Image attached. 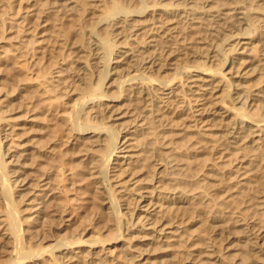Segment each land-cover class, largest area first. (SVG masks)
I'll return each mask as SVG.
<instances>
[{
  "label": "bare ground",
  "instance_id": "1",
  "mask_svg": "<svg viewBox=\"0 0 264 264\" xmlns=\"http://www.w3.org/2000/svg\"><path fill=\"white\" fill-rule=\"evenodd\" d=\"M55 1L45 14L76 16L85 33L83 45L91 48L99 63V77L83 92L74 93L67 121L85 141L79 157L87 160L103 196L116 234L112 240L129 241L125 248L134 254H126L127 261L166 264L162 258L166 243L173 259L189 253L186 264H264V258L255 261L243 250L231 248L235 237L222 239L221 253L214 243L220 239L216 228L221 224H205L207 246L198 251L188 244L193 240L190 228L181 229L178 223L187 213L189 224L211 212L223 224L233 217V223L245 230L243 244L253 255L264 257V224L254 221L264 216V0ZM81 52L82 48L76 49L77 58ZM81 64L78 68L85 70L86 63ZM108 88L114 95L103 92ZM125 91L133 104H140L138 113L120 110ZM10 98L1 95L0 113L11 105ZM120 121L127 126L114 128ZM119 131L125 133L122 143ZM8 147L0 138V249L8 256L4 264H109L112 260L105 253L94 251L103 241H84L77 231L70 239L59 234L64 231L60 223L65 221V210L56 201L58 192L47 176L33 185L35 191L44 192H33L32 184L19 178L30 152L13 155L8 163ZM154 158L152 167L157 171L164 167V178L159 180L156 173L138 179ZM7 164L14 168L6 170ZM15 186L17 200L12 198ZM158 187L163 190L157 191ZM247 193L249 198L243 200ZM125 195L136 196L132 202L136 211L123 203ZM37 197H42L40 203H35ZM19 204L25 208L19 209ZM45 205L49 214L42 219ZM252 209L257 216H245ZM22 213L27 217L22 219ZM167 214L169 220L164 219ZM24 223L40 225L47 236H39L26 248L24 235L30 232L34 238L37 230H24ZM167 229L174 230L166 233ZM166 234L172 235V242L163 238ZM227 251H234L235 259H228L231 254L221 257Z\"/></svg>",
  "mask_w": 264,
  "mask_h": 264
},
{
  "label": "rangeland",
  "instance_id": "2",
  "mask_svg": "<svg viewBox=\"0 0 264 264\" xmlns=\"http://www.w3.org/2000/svg\"><path fill=\"white\" fill-rule=\"evenodd\" d=\"M53 1L55 0H0V97L1 95L11 96L9 99L11 105L1 109L4 112L0 113L2 117L0 120V138L3 144L9 145L7 155L10 156H6V162L11 163L14 160L13 155L28 150L30 153L24 157V169H21L19 178H24L25 181L31 183V187L34 189L33 192L39 195L44 191H35L37 188H34L33 185L45 176L49 178L51 187L54 188L55 192H58L56 201L65 210L63 215L65 221L60 223L64 226V231L59 234L70 239L73 232L77 231L82 233L80 239L84 241L101 240L103 242L96 244L94 251L101 250L100 253H105L108 259L112 260L109 264H130L127 261L126 254L130 256L134 253L131 252L132 250L125 248V244L129 241L125 239L126 237L112 240L116 234L112 221L108 218L102 203L103 196L97 189L96 180L91 177L88 171L87 160L79 157L84 150V145L81 144L85 141H80V136L71 130L67 121L69 105L72 103V99L77 96L74 93L83 92L86 86L99 77V63L95 59L96 56L91 48L83 45L85 33H83V30H79L76 16L65 15L62 12H47L45 14L46 9ZM79 1L89 4L94 0ZM79 14H82V17L86 16L83 11H79ZM87 23L85 22V25ZM99 30L97 28L98 32ZM77 48H82V57L77 58L75 54ZM161 59L159 58L155 63L160 62ZM83 62L86 63L85 70L78 68L82 67L81 63ZM121 68L127 70L129 67L122 65ZM152 70L153 68H151ZM166 73H169V71H165L163 74ZM149 74L156 75L154 71L150 73V70ZM68 91L70 92L67 93ZM103 92L106 95H114L113 88L105 89ZM127 93L128 91H125V94ZM129 95L130 93L124 96L123 106L120 110L129 112L128 115H133L135 112L140 111V104H133V98ZM29 119L32 122H26ZM84 120L88 122L95 121L88 118H84ZM126 124L120 121V124L114 128L120 129L126 127ZM123 131H119L118 135L121 136V139H118L119 143L123 142L122 136L125 135ZM87 135H83L81 138ZM165 141V139H159L161 143ZM79 144L80 146H78ZM116 156L120 157L124 154L116 153ZM156 160L154 158V161H148L145 167L151 171L145 169L146 172L138 179H146L148 175L153 176L156 173H158L159 180L164 178L166 172L163 169L164 167L158 171V167H152ZM122 161L119 160V162ZM113 166L111 165V167ZM5 168L11 170L14 167L7 164ZM115 168L118 169L119 167ZM115 172L113 171L111 174ZM121 178H123V175L116 180ZM141 184L136 187H140ZM158 185H162L161 182ZM133 186L130 185L129 188ZM16 187L12 189V198L15 200L17 198L14 195L18 194L17 190L19 189ZM156 190L162 191L163 189L158 187ZM24 193L21 192V194ZM47 194L50 195L51 192L47 191ZM117 196L119 197L120 194ZM127 196H124L123 203L128 205L131 210L136 211V206L132 205L136 196L130 195L129 198ZM37 198L35 203H40L42 197ZM242 198L243 200L249 198V194H243ZM17 207L21 210L25 208L22 207V204ZM239 207L242 210L244 208L242 204ZM2 209L0 204V212ZM42 210L43 213L40 217L45 219L49 214V208L45 205ZM257 212L256 209H252L244 214L248 217L257 216ZM214 214L216 213L211 212L207 218L198 217L194 224H189L190 215L188 213L179 219L178 223H181V229L190 228L193 240H190L188 244L195 245L198 251H204L205 246H207L205 224H221L219 228H216L220 232V239L219 241L215 239L214 242L215 247L221 253H223L222 248L224 246L222 239L235 237L231 238L229 244L231 248L243 250L245 254L252 255L255 261L261 262L264 257L257 254L253 255V251L248 250L246 244H243L245 230L233 223V217L225 219V224H223ZM25 217H27V214L22 215V219ZM254 218H256L254 221L258 225L264 224V216L258 215ZM164 219L169 220V214L165 215ZM31 228H35L37 233L34 234L35 237L33 238L30 232H26L24 235L26 248L32 247L34 240L39 236L41 238L47 236L40 229V225L23 224L24 230H30ZM173 230L167 229L166 233ZM184 233V237H189V234ZM165 236L167 237L163 238H166L167 242H172V237H170L172 235L166 234ZM47 244L44 243V245ZM162 244L164 247L162 258L166 264L173 263L172 260L177 262L175 264H178V262L179 264H186L190 260L187 257L189 253H180L179 256L173 259L174 256L171 255L173 251L166 248V243ZM4 248L6 247L4 246ZM228 254H231L229 260L235 259L234 251H227L221 257ZM7 259L8 256L5 255L4 250L0 249V264H4ZM38 262L34 261V263L28 264H38Z\"/></svg>",
  "mask_w": 264,
  "mask_h": 264
}]
</instances>
